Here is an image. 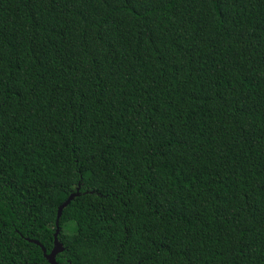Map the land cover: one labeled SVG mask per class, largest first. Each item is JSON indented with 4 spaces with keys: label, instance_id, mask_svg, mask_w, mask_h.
<instances>
[{
    "label": "trees",
    "instance_id": "1",
    "mask_svg": "<svg viewBox=\"0 0 264 264\" xmlns=\"http://www.w3.org/2000/svg\"><path fill=\"white\" fill-rule=\"evenodd\" d=\"M57 230L59 264H264V0H0V264Z\"/></svg>",
    "mask_w": 264,
    "mask_h": 264
},
{
    "label": "water",
    "instance_id": "2",
    "mask_svg": "<svg viewBox=\"0 0 264 264\" xmlns=\"http://www.w3.org/2000/svg\"><path fill=\"white\" fill-rule=\"evenodd\" d=\"M72 199L73 198L71 197L65 204H63L60 207L59 212H58V218H57L58 220L61 218L64 208L69 205V203L71 202ZM58 220H57V226H58ZM58 234H59V230H57V233L55 235V247L50 254H48L47 251L42 247L43 251H44V256L49 261L50 264H59L57 262V256L60 253L64 252V247L58 240ZM36 243L39 244L38 242H36Z\"/></svg>",
    "mask_w": 264,
    "mask_h": 264
}]
</instances>
